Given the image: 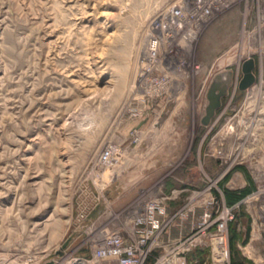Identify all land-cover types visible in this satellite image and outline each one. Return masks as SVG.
<instances>
[{
    "label": "rangeland",
    "instance_id": "rangeland-1",
    "mask_svg": "<svg viewBox=\"0 0 264 264\" xmlns=\"http://www.w3.org/2000/svg\"><path fill=\"white\" fill-rule=\"evenodd\" d=\"M179 1L0 0V264H117L93 261L99 233L135 240L149 200L167 225L143 264L186 249L204 220L205 241L176 255L185 264H264V0L164 44L170 89L147 98L146 32ZM224 70L233 84L204 127L207 88ZM105 149L111 168L99 169ZM219 226L224 263L212 255Z\"/></svg>",
    "mask_w": 264,
    "mask_h": 264
},
{
    "label": "built area",
    "instance_id": "built-area-1",
    "mask_svg": "<svg viewBox=\"0 0 264 264\" xmlns=\"http://www.w3.org/2000/svg\"><path fill=\"white\" fill-rule=\"evenodd\" d=\"M239 1L241 0H181L152 22L146 32L143 57L138 63V86L144 92V96L151 99L162 97L170 89V77L168 73L161 71L163 65L161 47L164 44L172 45L179 40L193 41L215 13ZM110 156L109 149L102 151L95 161L96 167L111 168ZM252 159L256 164H260L262 160L260 156L255 155ZM261 192L264 193V191ZM94 212L97 213V210H92L88 216L91 217ZM166 216L167 210L158 200H149L144 205L142 214L137 217L135 225L139 226V229L136 231V239L130 242L124 241L115 231L102 230L98 240L101 246L95 249L93 261L110 260L112 257H117V264H143L146 259L153 257L151 249L157 236L156 233L161 225H167ZM206 225L204 220L199 226L202 230L201 234L196 239H190L186 244V249L182 247L177 252L173 251L171 259L158 258L155 264H185L184 257L176 255H182V251H189L192 248L190 245L197 241L204 242ZM224 238L222 226H219L217 232L211 237L212 255L221 263H224L226 255Z\"/></svg>",
    "mask_w": 264,
    "mask_h": 264
},
{
    "label": "water",
    "instance_id": "water-1",
    "mask_svg": "<svg viewBox=\"0 0 264 264\" xmlns=\"http://www.w3.org/2000/svg\"><path fill=\"white\" fill-rule=\"evenodd\" d=\"M251 67V61L243 64L242 69L244 77L239 84V88L241 90L246 89L253 82ZM232 84L233 72L231 70H224L213 76L206 91L207 103L205 105L204 115L200 120L202 126L207 127L210 125L212 119L216 115V112L221 108L223 99L228 96V91ZM94 216H96V212L91 215V217Z\"/></svg>",
    "mask_w": 264,
    "mask_h": 264
},
{
    "label": "bare ground",
    "instance_id": "bare-ground-1",
    "mask_svg": "<svg viewBox=\"0 0 264 264\" xmlns=\"http://www.w3.org/2000/svg\"><path fill=\"white\" fill-rule=\"evenodd\" d=\"M224 62H225L226 64H229V63L231 62V59H225V61H222V60H221V63H224ZM201 118H202V117H201Z\"/></svg>",
    "mask_w": 264,
    "mask_h": 264
}]
</instances>
